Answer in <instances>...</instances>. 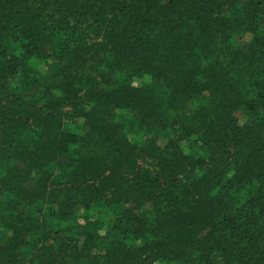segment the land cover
<instances>
[{
  "label": "trees",
  "instance_id": "obj_1",
  "mask_svg": "<svg viewBox=\"0 0 264 264\" xmlns=\"http://www.w3.org/2000/svg\"><path fill=\"white\" fill-rule=\"evenodd\" d=\"M0 264H264V0H0Z\"/></svg>",
  "mask_w": 264,
  "mask_h": 264
}]
</instances>
